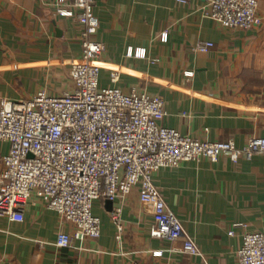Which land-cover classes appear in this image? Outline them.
Here are the masks:
<instances>
[{
  "label": "crops",
  "instance_id": "crops-1",
  "mask_svg": "<svg viewBox=\"0 0 264 264\" xmlns=\"http://www.w3.org/2000/svg\"><path fill=\"white\" fill-rule=\"evenodd\" d=\"M256 1L261 25L227 30L206 16L209 0H93L94 39L104 46L100 88L128 93L135 87L162 99L165 116L157 123L182 136L231 140L237 148L264 138V0ZM80 27L56 15L47 0H0V98L66 90L80 53ZM203 42L213 44L207 53L196 51ZM114 69L116 84L109 79ZM7 150L0 142V171ZM152 183L199 255L180 253L181 240L151 237V209L139 202L137 189L110 210L106 200L93 202L97 239H72L69 248H58V235L70 225L31 191L21 223L0 217V264H237L242 233L264 228V155L161 168ZM118 208L120 231L111 219ZM235 223L242 226L229 236Z\"/></svg>",
  "mask_w": 264,
  "mask_h": 264
},
{
  "label": "built area",
  "instance_id": "built-area-1",
  "mask_svg": "<svg viewBox=\"0 0 264 264\" xmlns=\"http://www.w3.org/2000/svg\"><path fill=\"white\" fill-rule=\"evenodd\" d=\"M60 17L81 25L80 53L70 68L68 88L50 97L43 91L23 100L0 98V142L7 143L1 160L0 217L23 221L28 194L38 191L47 209L67 223L59 234L58 248H69L72 239L95 240L100 220L92 215L94 201L121 205L133 189L139 202L151 209L152 238L181 240L180 253L197 256L196 245L183 235L180 221L168 210L152 176L161 168L224 157L236 163L264 155V138L252 137L241 147L233 141L206 142L182 136L160 126L165 116L162 99L132 87L101 89L98 60L104 46L94 36L98 20L88 13L93 0H47ZM185 5L187 0H173ZM206 16L222 29L249 30L261 25L256 0H209ZM213 44L199 43L196 51L207 53ZM126 56H131V49ZM120 72L109 74L112 84ZM112 221L118 226V213ZM242 225L232 224L229 236ZM237 264H264V228L243 232L236 253Z\"/></svg>",
  "mask_w": 264,
  "mask_h": 264
},
{
  "label": "water",
  "instance_id": "water-1",
  "mask_svg": "<svg viewBox=\"0 0 264 264\" xmlns=\"http://www.w3.org/2000/svg\"><path fill=\"white\" fill-rule=\"evenodd\" d=\"M106 206H107V209L110 210V208L112 206V202L106 201Z\"/></svg>",
  "mask_w": 264,
  "mask_h": 264
}]
</instances>
